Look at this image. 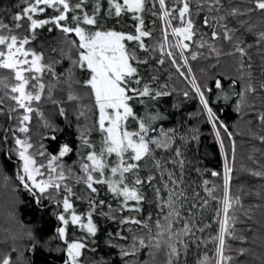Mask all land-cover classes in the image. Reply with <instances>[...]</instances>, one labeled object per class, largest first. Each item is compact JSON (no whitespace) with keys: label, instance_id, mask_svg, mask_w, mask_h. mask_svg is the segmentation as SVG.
<instances>
[{"label":"trees","instance_id":"16d2710c","mask_svg":"<svg viewBox=\"0 0 264 264\" xmlns=\"http://www.w3.org/2000/svg\"><path fill=\"white\" fill-rule=\"evenodd\" d=\"M70 2L75 4L77 0H70ZM94 2L95 0H89L84 9L89 14L92 12ZM100 2L101 13L97 28L102 27L103 29L135 34V26L138 22L132 18V14L123 13L120 17L114 15L109 17L107 0H100ZM118 2L122 3V0H118ZM166 2L169 3V6H173L171 0H166ZM223 3L226 10L230 5H241L242 0H223ZM148 6L151 8V4ZM23 7L22 0H0V21L8 24L13 29L14 34L21 37L28 36L31 41L28 46L33 47L37 52H43L45 63L55 62L53 66L60 77L59 82L54 79L51 80V82L56 81L57 83L53 90V98L60 102L59 105L45 98L48 101L45 104L39 103V111L32 113L29 134L32 136L37 126L38 137H35L33 147L29 151L35 155L37 161L43 163L48 162L52 155L58 156L64 145L71 149L56 163L63 165L66 175L69 176L67 185L72 187L75 193L71 197L73 209L77 215L82 217V222L87 223V213L90 211V192L83 183L78 184L75 180L76 176L82 175L80 165L83 156L88 151L82 146L80 139L81 130L85 129L83 123L86 115L90 116L91 119L93 118V122L95 120V127L90 129L91 134L88 139L97 150L101 146L102 137L96 124L97 110L89 111L86 109L87 107H84L85 103L81 105L82 101H69L67 99L70 89L65 78L68 75V70L72 68L71 61L77 58V50L68 41L78 38L74 34L66 36L54 25L48 24L38 28L35 32V39H31L32 33L28 31L29 22L26 19L19 22L22 24L21 28H15L16 22L13 17ZM153 11L159 12L158 4L154 10L143 14L144 30L152 33L150 37L143 38L147 51L140 49L136 41H125V43L128 49L134 51L140 60L147 61V63L134 64L138 68L141 79L140 86L148 84L151 89L167 92L169 95H162L155 99L151 97L139 98L145 103L137 107V105L135 106L136 101H134V110L138 116L143 117L147 106L150 115H158L159 118L153 122L155 131L151 135H158L161 129L173 135V145L169 150L156 151L157 158H163L167 161L166 168L169 171L175 172L174 166L169 165V154L174 153L175 155V150L179 149L182 156L177 159L187 160L184 147L179 143L181 140H185L190 145V154H193L194 158L199 161L196 165V172L199 175L202 191L214 206L210 220L197 221V227H203L204 231L195 232V239L189 241L186 254L184 252L181 254L180 264H199L205 254L210 259L215 257L218 242L212 238L217 235L219 231L218 220L222 218L216 216L215 210L221 207L219 201L223 198L225 154L232 167L230 194L234 198H240V205L235 206V215L238 218L235 225L236 234L245 237L244 241L227 237L225 255L232 257L230 264H264V176L252 174L256 171L264 172V141L260 139L264 136V122L259 119V116L264 114V87H261L264 85V46L257 43L256 35L240 27L239 20L232 19L229 22V27L240 28V31L236 33L237 36L244 41L246 46H250L247 49L248 56L243 58L245 63L250 62L252 65L250 76L248 70L243 72L239 70L241 57L238 54L217 56L208 47L199 48L198 40L197 43L192 44L190 52L185 53L189 57L188 65L192 69V75L195 76L202 90H205L209 106L218 117L217 128H220L222 123L232 134L229 137L222 128L220 129L224 143V152H222L212 124L208 121L207 113L200 103L199 96L192 88L191 76L187 68L181 67L180 70L185 73L184 76H181L167 58H165L164 64L158 63L161 58L158 44L163 37L164 22L158 18V15H154ZM193 12L198 36L205 34L206 38L210 37L212 29L204 27V16L208 15L211 18L223 13H209L205 7L199 15H195V0ZM77 14L82 15L79 12ZM52 15H55V11L48 9L43 14H35L34 18L48 19ZM253 20L256 18L253 17ZM256 22L259 23L258 20ZM172 23L178 25V21ZM88 27L92 28V26ZM49 29L52 30L49 31ZM209 43H214L216 47L221 49L222 53L233 50L232 45L227 41L213 42L209 40ZM192 51L198 53L196 60L191 59ZM61 52H65L68 56ZM177 59L179 64L183 65V60H179V57ZM73 73L74 80L83 81L88 77L86 71H81L78 68L73 69ZM49 78L53 77L49 75ZM217 79L221 81L220 89L215 87ZM249 83L256 88L255 93L246 92ZM207 89H211V91H207ZM71 91L78 95L88 91V89L73 83ZM185 92L188 93L187 96L184 95ZM242 93L244 94L243 98L240 95ZM1 98L2 95L0 94ZM89 100L91 103L92 98L89 97ZM10 103L14 102L10 100ZM2 106L5 109L6 106L9 108L6 101ZM2 106H0V112ZM60 107L65 110L63 116L60 114ZM82 110L86 112L85 116L79 115ZM20 113H22L21 110ZM134 123L136 122L134 121ZM1 126L0 182H3L2 185L10 183L8 185L14 190L13 195L17 198L14 206L7 205V207L0 208V217L6 211L8 217L0 218V259L4 256H10L12 264H66L68 260L67 244L83 238L86 240L88 248L84 250L80 258L81 264H154L151 263L154 259L159 261L155 264H166V250L156 253L154 259L150 257V249L147 248L142 249L136 256L122 258L120 255L121 246H131L134 235L145 234V230L138 225L120 224L119 221L122 217L133 216L137 219H147L151 216L150 224L154 234L156 231L155 220L157 218L162 219L167 212V209L164 212L160 211L153 187L144 186L145 200L140 205L142 211L137 213L127 210L120 212V201L107 191L106 186L97 185L99 194H91V197L105 201V205L102 208L97 207L93 213V222L98 227L97 234L91 236L79 224L71 223L70 217L73 209L65 213L66 219H69V224L65 226L58 219V215L63 212L62 200L65 195L63 186L59 191L50 189L42 197L39 194L33 196L28 192L18 179L22 162L18 156L15 138H20L22 133L16 131L14 136L12 131L18 127V120L9 119L2 112L0 113ZM179 128L180 134L178 133ZM40 152H44L45 155H38ZM109 159L114 161L115 157ZM150 164L152 162L148 161L147 165ZM69 170H71L70 175ZM151 171L158 177L155 169H151ZM213 172L219 173V175L214 176L212 175ZM180 173H176L177 176ZM148 174L149 168L146 166L141 170L140 175L145 177ZM205 181L207 184L204 183ZM153 185L159 186L157 179L153 181ZM206 188L214 189L213 195L216 199L208 197ZM1 193H3V189H0ZM161 196L167 198V194L163 190ZM150 197L155 198V200L152 201ZM108 205L116 210L115 221L108 215H100L101 212H109ZM205 225H210V227H205ZM180 226L181 224L176 225V227ZM60 227H65L63 238L58 232ZM121 236L127 237V239H121ZM240 249L245 250L243 255L240 254Z\"/></svg>","mask_w":264,"mask_h":264},{"label":"snow or ice","instance_id":"6c2138e0","mask_svg":"<svg viewBox=\"0 0 264 264\" xmlns=\"http://www.w3.org/2000/svg\"><path fill=\"white\" fill-rule=\"evenodd\" d=\"M22 2L24 7L14 15L13 20L16 22V29L22 27L20 21L26 19L29 22L28 31L32 33L31 39H35V32L38 28L48 24L54 25L66 36L74 34L78 38L77 40L68 41L77 50V58L71 61L72 68L68 70V75L65 78V82L70 89L67 99L69 101H79L81 99L80 96L71 91L73 83L80 84L83 88L88 89V94L93 100V107L98 112L96 124L102 140L101 146L97 150L88 139L91 130L87 128L81 130L82 146L88 151L83 156L80 166L82 175L76 176L75 180L78 184L83 183L90 192V211L87 213V223H83L82 217L77 215L73 209L71 197L75 193L72 187L64 183L69 176L66 175L64 166L56 163L71 151L67 145L60 149L58 156H50L46 165L38 164L35 155L29 151L33 147L29 138L27 136L23 139L16 137L15 144L19 159L22 162L18 174L20 183L33 196L39 194L41 197L48 193L50 189L59 191L63 186L65 193L62 200L63 212L58 215V219L63 225H68L69 219H66L65 213L73 209L70 217L71 223L79 224L91 236H95L98 231L97 225L93 222V213L97 207L102 208L105 205L104 200H96L91 197V194H99L97 185L106 186L107 191L120 201V212L127 210L137 213L142 211L140 205L145 200L144 186L153 187L160 211L164 212L167 209V212L162 219L157 218L155 220L156 231L154 234L150 224L151 216L147 219H137L133 216L122 217L119 221L120 224L138 225L145 230V234L134 235L131 246H121L120 255L122 258L136 256L142 249L147 248L150 249V257L154 259L156 253L166 250V264H180L181 254L182 252L186 254L189 241L195 239V232L204 231L203 227H197V216L207 207L209 201L203 199L197 202L198 194H195L191 204L185 209L188 218H183L181 209L185 208V202L189 199L181 187L183 184L184 161L182 159L172 161V163L180 165L181 173L177 176L175 172L166 168L167 161L156 157L157 150L167 151L172 147L173 135L163 129L160 130L158 135H151L155 131L153 122L159 118L158 115L138 116L133 103L142 97L155 99L162 95H169V93L155 91L148 84L140 86L141 79L139 78L138 68L134 64L147 63V61L140 60L134 51H130L125 41H136L140 49L147 51L143 38L150 37L152 33L144 30L143 14L154 10L158 4L159 12L153 11V14L158 15V18L164 22L163 37L158 44L161 56L158 63L164 64L165 58H167L181 76L185 75L180 70L181 67H186L188 73H191L192 69L188 65L189 57L185 53L190 52L192 44L197 43L198 40L199 48L208 47L217 56L238 54L241 57L239 70L241 72L248 70L250 76L252 65L250 62L245 63L243 59L248 56L247 49L250 46H246L244 41L237 36L236 33L240 31V28L229 27V22L232 19L239 20L240 27L256 35L257 43L264 46V0H242L241 5L233 4L226 10L223 0H195V15H199L205 7H207L209 13H223L211 18L208 15L204 16V27L212 29L208 38L205 34H199L198 36L193 12L194 0H171L173 6H169L166 0H122V3L118 0H107L109 17L113 15L120 17L123 13L132 14V18L138 22L135 26V34L104 30L102 27L97 28L101 13L100 0H95L91 14L84 10L89 0H77L75 4H72L70 0H22ZM149 4H151V8H149ZM48 9H53L55 15L48 19L34 18L35 14H43ZM78 12L82 15L77 14ZM253 17L259 23L253 20ZM173 21H178V25L173 24ZM85 26H92V28H86ZM51 30L49 29V31ZM209 40L213 42L227 41L232 45L233 50L222 53L221 49L216 47L214 43L210 44ZM30 42L28 36L21 37L14 34L13 29L8 24L0 21V70L8 73L7 76L0 77V88L4 89L5 96L14 102L15 106L10 108V113L22 110L19 116L11 117L18 120V127L12 130L14 136L16 131L24 134L29 132L28 125L31 122L32 113L38 112V109L33 107L34 104H39L45 98L51 100L54 104L59 105L60 103L53 98L55 85L44 82L46 73L59 82L60 77L53 66L55 62L45 63L44 53L37 52L29 47ZM197 56V52H191L192 60H196ZM177 57H179V60H183V65L179 64ZM69 59H71L70 56ZM75 68L86 71L88 73L87 79L83 81L74 80L73 69ZM190 83L199 96L200 103L207 113L208 121L212 124L216 139L220 143L221 151L224 152L220 129L222 128L229 137L232 134L228 132L227 127L222 123L220 128H217L218 117L209 106L205 90H202L194 75L191 77ZM221 86V81L217 79L215 87L220 89ZM261 87H264V85ZM207 91H211V89H207ZM255 91L254 85L249 83L246 92L255 93ZM184 95L187 96L188 93L185 92ZM240 95L243 98L244 94ZM2 104L3 100L0 99V105ZM59 111L62 116L65 115L63 107H60ZM79 115L85 116L86 112L82 110ZM259 119L264 122V114H261ZM129 120L136 122L134 130L129 129ZM260 139L264 141V136ZM38 155L44 156L45 153L40 152ZM113 156L115 157L114 161L109 159ZM181 156L182 152L176 149L175 157L180 158ZM148 161L152 162V168L159 173L163 189L153 185V181L157 177L152 174L151 169L145 177L140 175L141 170L147 166ZM231 172L232 167L225 154L223 198L219 201L221 207L215 210L216 216L222 218L218 220L219 231L212 238L218 242V246L215 249L214 258L210 259L205 254L199 264H226V262L230 264L232 257L225 255L226 238L245 240V237L236 234L235 225L238 218L235 215V206L240 205V198H234L230 194ZM70 174L71 170H69ZM252 174L264 176V172L260 171ZM212 175L216 176L219 173L213 172ZM204 183L207 184V181ZM162 190L167 193L166 199L161 196ZM205 190L208 197L216 199L213 195L214 189L206 188ZM108 208V213L101 212L100 215H108L115 221L116 210L111 205H108ZM177 224H181V226L176 227ZM205 227H210V225H205ZM58 232L63 238L65 227H60ZM117 235L120 234L117 233ZM121 239L126 240L127 237L121 236ZM87 248L88 244L83 238L68 243V260L66 264H81L80 258ZM244 252V249H240L241 255ZM0 264H12L11 257L4 256L0 259Z\"/></svg>","mask_w":264,"mask_h":264},{"label":"rangeland","instance_id":"374dc122","mask_svg":"<svg viewBox=\"0 0 264 264\" xmlns=\"http://www.w3.org/2000/svg\"><path fill=\"white\" fill-rule=\"evenodd\" d=\"M85 27L86 28H89L88 26H85ZM104 30H112V29H104ZM64 43H65V41H64ZM31 48L33 49V47H31ZM61 53L64 54L65 52H61ZM7 75H8V73H6L3 70H0V77L7 76ZM49 75L50 74H47V73L44 75V82L46 84H54L55 85L54 88H56V86H57L56 81L51 82V80L54 79V78H49ZM190 76L191 77L193 76L192 75V72L190 73ZM0 94L2 95V98L1 99L2 100L4 99L3 100V104L6 101V103L9 105V108L6 106V109L4 108V106H2L3 104L0 105V106L3 107V108H1L2 110H1L0 113L3 112V115H5L9 119H12L11 117H17V116H19L21 114L20 111L19 112H12V113H10V111H9L10 108L14 107L15 105H14V103H10V99L5 96V90L4 89L0 88ZM45 96H46V94H45ZM78 96L81 97V99H80V101H82L81 102V105H84L83 103L86 104V105H84V107H87L86 108L87 110L88 109H91V110L95 109L93 107V100L90 103V100H89L90 95L88 94V91L81 92L80 94H78ZM47 101L45 99H43L40 103L45 104V102H47ZM144 103H145V101H143L142 99H140V100L138 99V100H136L135 106L137 105V107H139V105L144 104ZM38 105L39 104H34L33 107L34 108H38ZM38 111H39V108H38ZM146 115H150L149 112H148V110H147V106L145 108L143 117L146 116ZM13 119H15V118H13ZM92 119H91L90 116H87L86 115V117L84 119L83 127L84 128H87V129H92L93 127H95V120L93 122ZM97 119H98V112H97V116H96V121H97ZM128 127H129L130 130H134L136 128V123H134L133 120H129ZM1 129H2V126L0 127V130ZM38 132H40V131H38ZM180 132H181V130L179 128L178 133L180 134ZM25 136H27V138H29L30 143L33 144L35 137H38L37 126H36V130L34 129V132L32 133V136H30V134L28 132L27 134L22 133V135L20 136V138L23 139V138H25ZM179 144L184 147V150H185L184 153L186 154V157H187V160L186 159L183 160L184 161V166H183V184L181 185V187L183 188L184 192L186 193V195L189 198L188 201L185 202V208L184 209H181V213H182L183 218L184 219H187L188 217H187V212L185 211V209H187V207L191 204L194 195L195 194H198L197 202H199V200H203V199H207L208 200V198H207L206 194L202 191V187H201V182H200V179H199V175L196 172V165H197V163H199V161H197V159L194 158L193 154H190L191 153V150H190L191 147H190V145L185 140H181ZM175 159H177V158L175 157L174 153H170L169 154V157H168L169 165H173L174 166V169H175V172L178 174V173H180L181 169H180V167H179L178 164L172 163V161L175 160ZM37 162H38V164L39 163H42V161H37ZM47 163L48 162H43L42 164H45L46 165ZM147 166H148L149 169H154V168H152V164L147 165ZM157 174H158L157 183H158L159 187H161V189H163V185L160 182L159 173L157 172ZM0 175H1V169H0ZM2 183L3 182H0V189H3V193L0 194V208L1 207H5V206L7 207V205L11 207L13 204L16 203V198L17 197L15 198V196L13 195L14 194V190L11 188L10 185H8L10 183H8L7 185H4V184L2 185ZM64 183L67 184V180ZM165 194H167V193L165 192ZM151 200L153 201V200H155V198L154 199L151 198ZM151 206H153V205H151ZM213 212H214V206H213V204H211L209 202L208 205H207V207L202 212H200L198 214L197 221L198 222H201V221H208V220H210L211 217H212V215H213ZM6 213H7V211L5 212V214H3L4 217H7ZM3 216H1L2 219H3ZM157 262H159L157 259H154L153 262L151 261V263H154V264L157 263Z\"/></svg>","mask_w":264,"mask_h":264}]
</instances>
